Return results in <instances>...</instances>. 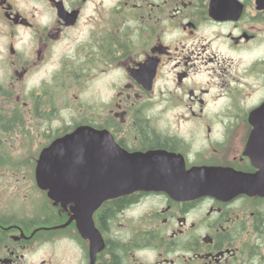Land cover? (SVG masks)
<instances>
[{
	"label": "flooded vegetation",
	"instance_id": "af4514ba",
	"mask_svg": "<svg viewBox=\"0 0 264 264\" xmlns=\"http://www.w3.org/2000/svg\"><path fill=\"white\" fill-rule=\"evenodd\" d=\"M258 124L264 0H0V264H90L74 204L36 180L41 154L81 127L118 164L154 154L218 185L104 201L93 264H264Z\"/></svg>",
	"mask_w": 264,
	"mask_h": 264
},
{
	"label": "water",
	"instance_id": "95a60500",
	"mask_svg": "<svg viewBox=\"0 0 264 264\" xmlns=\"http://www.w3.org/2000/svg\"><path fill=\"white\" fill-rule=\"evenodd\" d=\"M258 128L257 140L264 141V124ZM255 138V135L254 137ZM103 136L94 137L90 128L81 127L53 143L38 161L36 180L48 198L74 204L72 218L76 220L82 237L89 241L90 264L103 248L100 234L93 228L91 214L106 200L137 190L165 191L169 194L182 190L183 183H192L198 193L217 191V174L194 172L176 174L168 171V164L154 154L142 157L113 156L101 147ZM97 142L99 147L93 148ZM264 157V154H263ZM114 159V163L113 162ZM80 213V217L76 213Z\"/></svg>",
	"mask_w": 264,
	"mask_h": 264
},
{
	"label": "rangeland",
	"instance_id": "374dc122",
	"mask_svg": "<svg viewBox=\"0 0 264 264\" xmlns=\"http://www.w3.org/2000/svg\"><path fill=\"white\" fill-rule=\"evenodd\" d=\"M2 192H3L2 197H4V198L7 197L8 199L12 198V194H11V196H9V193L12 192V190L7 189V190H3ZM11 202H13V201H11ZM63 249L65 250L68 257H70L71 260L73 262H75L77 257H78V253H77V250L75 248V245L74 244L70 245V243H65L63 245Z\"/></svg>",
	"mask_w": 264,
	"mask_h": 264
}]
</instances>
